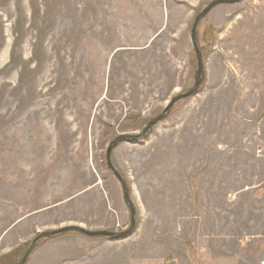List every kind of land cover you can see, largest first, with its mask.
I'll use <instances>...</instances> for the list:
<instances>
[{"label":"rangeland","instance_id":"374dc122","mask_svg":"<svg viewBox=\"0 0 264 264\" xmlns=\"http://www.w3.org/2000/svg\"><path fill=\"white\" fill-rule=\"evenodd\" d=\"M212 1L0 0V264L43 231L128 228L107 148L194 85ZM198 40L201 90L113 151L133 233L43 239L26 264H262L264 0L216 6Z\"/></svg>","mask_w":264,"mask_h":264},{"label":"water","instance_id":"95a60500","mask_svg":"<svg viewBox=\"0 0 264 264\" xmlns=\"http://www.w3.org/2000/svg\"><path fill=\"white\" fill-rule=\"evenodd\" d=\"M242 0H213L211 3H209L195 18L193 22V27L191 30V39L194 47V51L196 54V72H195V83L194 85L188 89L187 91L181 92L176 94L172 97L169 104L165 107V109L156 117L152 118L146 127L139 131V132H132V133H122L118 136H116L113 141L110 143L109 147L107 148V154H106V161L108 168L114 173V175L118 178L122 185L123 189V197L125 200V203L130 209L131 217H130V223L127 229L123 231H112V230H90L87 228H84L79 225H68L64 227H60L59 229L55 230H49V231H43L40 232L31 242L27 250L25 251L23 257L19 261L18 264H26L29 257L31 256L32 252L37 247L38 243L43 239H50L55 237H60L64 234L68 233H79L84 236L88 237H109V238H123L131 233H133L136 224H137V212L136 207L131 199V191L129 184L126 180V178L123 176V174L116 168L112 161V154L113 151L123 142L129 141V140H137L144 138L150 134L152 129L162 120L167 118L175 104L183 99L190 98L194 95H196L202 88V83L205 79V67H204V58L203 53L199 44L198 40V30L200 22L210 13V11L215 8L216 6L220 4H233L240 2Z\"/></svg>","mask_w":264,"mask_h":264},{"label":"built area","instance_id":"2783aa9c","mask_svg":"<svg viewBox=\"0 0 264 264\" xmlns=\"http://www.w3.org/2000/svg\"><path fill=\"white\" fill-rule=\"evenodd\" d=\"M220 146H221V145H220ZM258 154L264 156V149L259 148V149H258ZM262 264H264V261H262Z\"/></svg>","mask_w":264,"mask_h":264},{"label":"trees","instance_id":"16d2710c","mask_svg":"<svg viewBox=\"0 0 264 264\" xmlns=\"http://www.w3.org/2000/svg\"><path fill=\"white\" fill-rule=\"evenodd\" d=\"M201 47V46H200ZM65 235V234H64ZM64 235H62V236H64ZM40 244V243H39ZM168 261V260H167Z\"/></svg>","mask_w":264,"mask_h":264}]
</instances>
